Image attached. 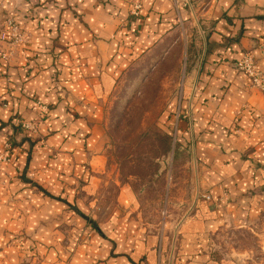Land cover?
<instances>
[{
	"label": "crops",
	"instance_id": "obj_1",
	"mask_svg": "<svg viewBox=\"0 0 264 264\" xmlns=\"http://www.w3.org/2000/svg\"><path fill=\"white\" fill-rule=\"evenodd\" d=\"M130 10L129 0H0V30L13 16L30 34L11 56L0 41V155L13 143L0 160V264H239L232 249L213 262L228 228L257 235L264 250V92L235 66L252 51L264 68V0H143L138 16ZM180 26L198 38L185 51L200 65L178 139L193 145L196 201L169 250L168 222L138 213L132 230L117 212L96 216L94 192L105 102ZM20 121L37 123L46 146L25 140Z\"/></svg>",
	"mask_w": 264,
	"mask_h": 264
},
{
	"label": "rangeland",
	"instance_id": "obj_2",
	"mask_svg": "<svg viewBox=\"0 0 264 264\" xmlns=\"http://www.w3.org/2000/svg\"><path fill=\"white\" fill-rule=\"evenodd\" d=\"M171 35L120 77L116 90L105 102L101 123L106 137L102 151L105 158L101 162L104 170L102 166L96 171L98 188L94 192L99 197L94 205L96 216H102L104 210L117 212V219L122 218L124 227L132 230L138 229V213L143 223L157 228L168 222L169 250L174 228L196 201L193 145L190 138L184 146L177 141L183 109L191 110L200 65L193 53L190 57L185 54L188 47L192 49L191 40H198L195 28L180 26ZM0 41L3 43L1 52L17 49L1 38ZM184 94L187 95L186 107L180 105ZM43 108L46 111V107ZM23 122L27 121H20L19 127L24 139L32 143L38 140L46 146L45 140L35 136L37 123L28 121L36 126L35 130L28 131L22 126ZM14 143L16 145V140ZM12 147V142L6 143L8 153L1 154L0 160H10L7 155ZM126 196L131 197V202H117L118 198ZM95 221L99 225L103 220ZM114 224L118 225L119 221H112L113 229L117 227ZM258 239L250 231L228 228L216 239L218 247L211 253L213 262L231 256L232 249L239 264H264V250Z\"/></svg>",
	"mask_w": 264,
	"mask_h": 264
},
{
	"label": "built area",
	"instance_id": "obj_3",
	"mask_svg": "<svg viewBox=\"0 0 264 264\" xmlns=\"http://www.w3.org/2000/svg\"><path fill=\"white\" fill-rule=\"evenodd\" d=\"M131 2L130 14L138 16L143 8V0H129ZM5 28L0 32V38L7 41L11 47H20L28 43L30 34L13 17L9 16L4 21ZM13 51H7L4 56H11ZM236 68L244 73L251 81L252 85L264 92V68L260 65L257 57L252 51L245 52L240 59L235 62ZM22 126L28 130H35L33 122H23ZM209 200L211 197L206 196Z\"/></svg>",
	"mask_w": 264,
	"mask_h": 264
},
{
	"label": "trees",
	"instance_id": "obj_4",
	"mask_svg": "<svg viewBox=\"0 0 264 264\" xmlns=\"http://www.w3.org/2000/svg\"><path fill=\"white\" fill-rule=\"evenodd\" d=\"M172 30L175 31L176 29H171L170 31H172ZM170 31H169V32H170ZM168 37H169V36H168ZM168 37H167L166 39H168ZM166 39H165V40H166ZM165 40H164V41H165ZM160 44H161V43H160ZM158 45H159V44H158ZM153 50H154V49H153ZM189 51H190V47H188L187 53H189ZM150 53H152V52H150ZM148 54H149V53H144V55H143L142 57H144V56H146V55H148ZM187 55H189V54H187ZM142 57H141V58H142ZM166 134L169 135V136H172V135H170L169 133H166ZM166 137H167V136H166ZM167 138H170V139H171L172 137H167ZM177 142H179V141H177ZM46 193H47V191H46ZM47 194H48V193H47Z\"/></svg>",
	"mask_w": 264,
	"mask_h": 264
}]
</instances>
